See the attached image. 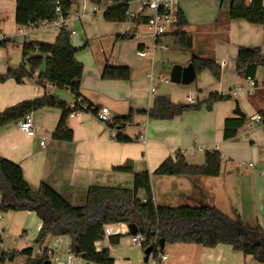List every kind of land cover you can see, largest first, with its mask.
<instances>
[{"label":"crops","instance_id":"1","mask_svg":"<svg viewBox=\"0 0 264 264\" xmlns=\"http://www.w3.org/2000/svg\"><path fill=\"white\" fill-rule=\"evenodd\" d=\"M70 1L72 7L67 21L71 44L77 51L75 59L83 65L82 98L97 112L108 108L112 121L131 111L135 113L134 121L118 131L97 120L96 113H72L67 126L73 131V141L63 142L53 139L63 111L45 108L30 115L35 138L20 130L18 122L0 129V157L23 169L25 181L32 190L38 191L46 183L78 207L86 203L91 187L133 189L134 174H153L176 152H181L189 165L201 166L205 163L206 148H217L223 156L219 177L153 176L155 205L171 208L210 205L232 220L240 218L245 225L264 226V129L254 119L264 112V68H258L255 73L253 91L236 69L240 48H256L264 54V26L231 20L232 0H178L179 11L187 22L182 32L193 42L190 51L200 58L213 57L221 67L222 75L217 81L205 71L193 82L196 83L195 90L174 92L165 86L168 83L161 81L164 76L159 73V67L165 68L166 64L186 67L193 63V55L185 65L174 61L173 55L166 56L165 53L171 51L170 44L174 45L166 36L161 42L168 46L167 50H155L153 55L139 57L138 50L153 52L151 31L141 38L138 24L106 22L104 10L112 6L110 2L96 7L89 0ZM138 1L142 0L132 4L135 12L139 10ZM247 3L249 5L251 0ZM16 7V0H0V41L9 42L0 48V75L23 66L25 42L53 44L60 31L50 24L29 28L18 26ZM120 36L129 37L118 40ZM157 53L162 56L158 58ZM108 66L129 68L130 79L103 80L102 74ZM35 75L21 84L13 78L0 81V114L9 107L42 98L45 94L74 106V96L69 90H60L50 84L44 90L37 84ZM211 93L239 96L237 101L247 121L233 139L225 137L226 120L239 118L233 114L235 104L232 100L215 103L211 110L203 107L171 121L150 120L143 114L150 110L156 97H165L174 104H189V96L194 95L196 102H203ZM120 133L133 142L115 140ZM128 162L132 163L133 173L114 170ZM139 198H145L143 192L139 193ZM1 199L0 191V203ZM109 226L112 235L95 244L97 251L108 249L114 264H142L145 253L142 248L131 245L128 225ZM41 228L42 222L34 212L1 214L0 257L2 253L33 248L32 258L48 251L50 256L64 258L61 262L50 260L52 264H64L70 252L69 237H49L38 246L36 241ZM113 236H120L118 245L110 243L109 238ZM163 254L167 259L158 264H256L252 256H244L223 244L213 248L166 244ZM27 261L28 257L21 256L13 264ZM74 263L88 264L79 257Z\"/></svg>","mask_w":264,"mask_h":264},{"label":"trees","instance_id":"2","mask_svg":"<svg viewBox=\"0 0 264 264\" xmlns=\"http://www.w3.org/2000/svg\"><path fill=\"white\" fill-rule=\"evenodd\" d=\"M96 7L110 2L111 7L104 10V19L109 23L129 22L127 13L130 4L137 0H89ZM16 24L22 28L38 27L44 22L58 20L56 7L61 6V14L68 19L72 3L70 0H16ZM229 17L231 20H245L253 25L264 26V0H232ZM147 19L141 17L132 21L134 24H146ZM187 22L179 12V23L169 38L181 49L192 50V38L182 29ZM71 33L61 28L58 38L53 44L25 42L23 47V66L18 70H9L0 75L4 82L13 78L21 84L24 79L33 78L39 72L38 85L46 90L48 84L60 89L69 90L74 96V106L45 94L42 98L26 100L9 107L0 114V129L11 123H19L32 113L45 108H58L63 111L62 118L53 133V139L63 142L73 141V131L67 126L72 113H97V110L82 98L80 93L83 77V65L76 61V50L71 44ZM129 36L118 37L125 40ZM9 42L0 41V48ZM139 48H142L140 46ZM196 76L207 71L220 81L222 70L213 57H192ZM44 70L41 71V68ZM258 68H264V54L260 49L240 48L237 55L236 69L241 77L254 78ZM129 68L106 67L103 80H129ZM229 95L211 93L207 100L196 104H174L165 97H156L149 111L144 112L150 120L171 121L186 113L198 112L203 107L211 110L215 103L231 101ZM84 105L87 106L84 109ZM135 113L113 120L109 127L120 131L131 125ZM264 129V112H260ZM246 118L228 119L225 122V137L233 139L246 123ZM121 143H131L132 139L118 134L114 138ZM223 156L218 151L206 152L205 163L201 166L189 165L181 152L165 160L153 173L134 174V188L120 189L109 187H91L83 206H73L50 185L43 183L38 191H34L24 178L23 169L9 160L0 157V215L10 211H31L36 213L42 222L36 245L41 246L49 237H69L70 252L82 258L88 264H114L108 249L97 251L95 244L105 240L104 227L111 224H135L139 233L146 239L143 251L153 248L154 257L164 250L158 251L157 244L165 240L166 244H196L213 248L218 245H229L244 256H252L256 264H264V226L245 225L240 218L232 220L216 207L210 205L189 206L179 208L156 206L153 199L151 179L153 176H187L191 178L219 177L222 170ZM116 172L133 173V166L128 162L114 169ZM143 192L145 198H139ZM112 245H118L120 236L109 238ZM34 249L22 252L12 251L1 254V261L15 262L21 256L28 257L25 264H43L50 260L48 251L32 258Z\"/></svg>","mask_w":264,"mask_h":264},{"label":"built area","instance_id":"3","mask_svg":"<svg viewBox=\"0 0 264 264\" xmlns=\"http://www.w3.org/2000/svg\"><path fill=\"white\" fill-rule=\"evenodd\" d=\"M134 3V2H133ZM130 4V9L127 13L129 22L135 21L140 19L141 17H144L147 19V22L145 25L149 27V30L152 32V36L154 38V45H153V52H149L147 50H138L137 55L139 57H146L148 55H153L155 50H167L168 46L161 42L162 38L166 36H170L172 32L176 29V26L179 23V8H178V0H142L138 1L139 10L137 12L133 11L132 4ZM56 12L58 14V20L47 23L44 22L42 25H53L58 29L66 28L68 31V21L65 19L61 14V6L58 4L56 7ZM70 32V31H69ZM71 33V32H70ZM36 82L38 83L39 74H36ZM153 80V78H151ZM246 80L249 83L250 91H253L256 87V84L253 80V78L248 77ZM164 83H169L168 80H166L165 77L161 79ZM236 94V93H235ZM77 102H80L81 99L75 100ZM187 101L189 104H196V100L193 96H189L187 98ZM87 106L84 105V109H86ZM96 118L100 122L110 125L113 124V121L110 118L109 109L108 108H102L96 113ZM254 119L262 123V118L260 115H257L254 117ZM19 128L22 130L27 136L31 138L36 137V132L33 126V122L30 116H27L25 119L21 120L19 122ZM41 145H44V141L41 142ZM217 150V148H206L205 152H213ZM250 167H252V164H250ZM104 234L105 237H109L112 235V231L110 229V226L107 225L104 227ZM7 235L4 234V238H6ZM130 243L132 246L142 248L146 244V239L143 235L140 233L136 236L130 237ZM157 249L160 251L159 244H157ZM51 261H58L61 262L64 258L60 255H49ZM75 258L76 256L72 254L71 252L68 253V255L65 257V263L64 264H75ZM167 259V256L164 254H159L158 257H154V253L149 256L147 261H143L142 264H158L161 260L164 261ZM0 264H13V262L10 261H1Z\"/></svg>","mask_w":264,"mask_h":264},{"label":"water","instance_id":"4","mask_svg":"<svg viewBox=\"0 0 264 264\" xmlns=\"http://www.w3.org/2000/svg\"><path fill=\"white\" fill-rule=\"evenodd\" d=\"M196 72L194 64L191 63L186 67H182L180 65H175L172 68L170 74V81L175 85H191L196 80ZM233 114L239 118H246V114L240 109L239 102L235 101V109ZM129 233L131 236H136L139 234V230L135 224L128 225ZM166 242L165 240H160L159 247L161 250L165 249ZM153 248L149 247L145 250V258L144 261H147L149 256L152 254ZM43 264H52L50 260H46Z\"/></svg>","mask_w":264,"mask_h":264},{"label":"rangeland","instance_id":"5","mask_svg":"<svg viewBox=\"0 0 264 264\" xmlns=\"http://www.w3.org/2000/svg\"><path fill=\"white\" fill-rule=\"evenodd\" d=\"M129 24H133V23L129 22ZM139 32L141 34L140 37L144 38L145 36L146 37L148 36V34L150 33V30H149V27L147 25L141 24L139 26ZM170 49H171V51H169L168 53H165L166 56L170 57L173 55L172 57H173V59H175L174 61H178L179 63H183V65H185V63L189 59H191V57L193 55V52L186 50V49L178 48L177 46L172 45V44H170ZM157 56L159 58L160 56H162V53H157ZM173 66L174 65H172V64H166L165 68L159 67V71H161L159 73H161V76H164L166 78V80L169 81V83L166 84L165 86L167 88L173 89L174 92H183L184 90L185 91L187 90L186 92H192V90H195L196 83H192L191 85H188V86H178V85L171 83L170 74H171ZM236 100H239V96H236V97L232 96V101L234 102V104H235ZM248 114H249V112H248ZM249 117H250V114H249Z\"/></svg>","mask_w":264,"mask_h":264}]
</instances>
